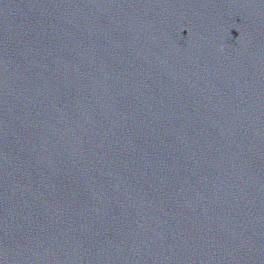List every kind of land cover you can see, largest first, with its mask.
I'll return each mask as SVG.
<instances>
[{"label": "water", "instance_id": "water-1", "mask_svg": "<svg viewBox=\"0 0 264 264\" xmlns=\"http://www.w3.org/2000/svg\"><path fill=\"white\" fill-rule=\"evenodd\" d=\"M0 264H264V0H0Z\"/></svg>", "mask_w": 264, "mask_h": 264}]
</instances>
